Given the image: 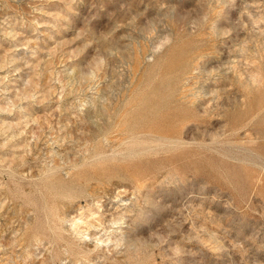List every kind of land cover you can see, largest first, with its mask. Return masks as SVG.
Wrapping results in <instances>:
<instances>
[{"label":"rangeland","instance_id":"1","mask_svg":"<svg viewBox=\"0 0 264 264\" xmlns=\"http://www.w3.org/2000/svg\"><path fill=\"white\" fill-rule=\"evenodd\" d=\"M0 264H264V0H0Z\"/></svg>","mask_w":264,"mask_h":264}]
</instances>
